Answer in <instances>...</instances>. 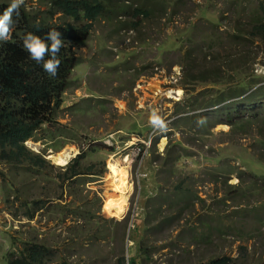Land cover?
<instances>
[{
	"label": "rangeland",
	"instance_id": "1",
	"mask_svg": "<svg viewBox=\"0 0 264 264\" xmlns=\"http://www.w3.org/2000/svg\"><path fill=\"white\" fill-rule=\"evenodd\" d=\"M41 1L24 0L21 7L33 12L44 10ZM205 1L210 0H141L142 6L145 3L149 8H157L153 19L133 20V23H140L138 29L132 32L143 53L141 58L131 57L130 60L135 63L134 68L147 64L154 73L152 76L145 74L136 79L135 87L140 84V88H144V93L140 95L125 88L120 98L119 91L132 85L134 77L131 78V74L135 73L129 71L132 68L129 62L117 64L116 71L115 64L108 66L100 59L102 54L99 37L106 32L105 28L99 27L85 43L71 47V54L76 59L83 57V61L71 76V86L65 94L66 102L57 114V131L53 132V127L50 131L45 128L36 137L50 132L54 134V138L43 141L30 139L25 144L36 154L47 156L50 152L57 154L68 147L75 148L77 153H81V150L88 152L94 148L93 143L102 142L96 144L98 151L84 165H95L100 171L104 164L106 170L102 177L83 176L77 178L72 185L67 182L61 187V179L57 177L63 172L60 169L63 166L57 165L48 156L47 159L54 168L47 167L40 174L48 179L33 175L22 168L0 163V264H7V255L20 253L25 247L24 241L32 240L38 235L39 240L54 253L52 258L55 263L63 258L74 264H114L121 255L128 258L135 254L137 248L131 246L130 240L128 243L130 224L123 235L124 242L118 240L116 243L112 240L119 229L116 223L123 221L110 217L103 209L106 201L115 192L108 173L109 164L113 162L110 157H114L116 162L127 168L128 164L125 166L123 163L125 153L121 145L127 141L136 142L139 137L132 133L141 131L143 138L148 136L157 121L161 123L163 120H174L176 113L192 99L188 91L177 100L178 96H169L168 92L163 93L160 88L161 92L156 96V91L149 89V86L159 83L158 78L161 75L165 82H169L167 76L181 66L178 63L187 52L194 53V58L198 56L199 63L204 59L205 53L209 55L213 52L221 62L228 55L237 54L235 49H230L236 46L234 38L231 37L234 31L231 29L235 28L237 22L249 20L252 11L257 8V2L264 0H211L210 10L215 16L211 13L208 15L210 22L201 19L200 3ZM8 2L10 0H0V3ZM103 24L110 28L107 23ZM130 41L131 38L128 37L125 43H112L117 44L115 47H125L124 51H127L133 47L129 45ZM252 49V54L243 57L239 64L237 62L223 68L224 76L220 83L214 86H198L194 94L198 95L201 90L212 88L206 93L207 101L219 98L229 90H240V96L227 100L239 102L242 108L264 106V102L257 99L259 94L252 99H255L254 103H243L258 88L264 87V44ZM252 59L254 62H250ZM156 68L160 70V74L156 73ZM90 92L93 95H89ZM182 95L183 93L179 98ZM263 112L264 107L248 132L237 134L233 139L227 135L231 132L229 127L212 128V123L220 114L216 116L211 112L205 113L208 120L201 114L191 117L186 123L175 121V134L168 138L173 156L167 160L178 156L180 151L182 158H194L191 161L196 166L194 173L189 168H181L180 163L178 169L171 164L161 169L163 159L159 157L158 148L153 150L149 159L158 162L157 181L161 183V188L154 197H149L143 211L145 228L148 229L140 234L148 253L153 255L148 260L141 257L140 264H186L183 261L186 255L194 264L208 263L223 256L237 258L242 246L247 247L244 264H264V221L256 222L251 218L256 212L262 211L264 219V179L255 175L261 174L259 169L264 168H254L256 165L264 166V162L259 160L260 154L264 152V138L261 134L264 132ZM196 118L199 125L193 129L189 122ZM170 127L174 130L172 123L164 127L166 134H169ZM181 127L187 128L184 133L180 131ZM121 138L125 141H121ZM189 138L194 145L188 142ZM54 139H62L64 142L58 151L50 147L56 144ZM166 142L165 140V144ZM230 143L247 149L256 165L248 169L241 161L230 157L231 151L237 152L236 148L226 150L227 146H232ZM104 146L116 147L117 153L111 155ZM104 151L106 153H102ZM220 155L224 157L221 158ZM150 181L143 182V187L150 185ZM180 185L183 190L189 189L192 195V204L186 209L180 207L189 205L188 200L184 199V202L176 204L177 198L184 197L176 192ZM160 192L163 193L162 196H159ZM34 199L51 204V212L43 213L40 210L34 220L28 221L20 206L25 201ZM133 203L134 201L131 204ZM83 204L95 217L92 219L89 241L88 236L84 240H78L68 229L72 224V213ZM150 207L157 208L158 211L154 212ZM83 210L84 207L79 212ZM63 217L66 219L61 222ZM124 221H129V218ZM97 231L105 240L100 241L94 237ZM248 232L255 236L247 234Z\"/></svg>",
	"mask_w": 264,
	"mask_h": 264
},
{
	"label": "trees",
	"instance_id": "2",
	"mask_svg": "<svg viewBox=\"0 0 264 264\" xmlns=\"http://www.w3.org/2000/svg\"><path fill=\"white\" fill-rule=\"evenodd\" d=\"M42 3L47 7L46 10L37 11L33 14L27 13L24 8H20L15 20L12 38L8 42L0 43V162L38 175L42 174L47 167L54 168V166L28 149L25 142L42 132L46 126H48L49 131L52 130L51 127L55 128L53 132L57 131L56 116L65 103V93L71 86L72 67L77 64L73 56L64 55V53L68 51V48L71 52V47L74 45L80 46L84 42V38L91 33V29L96 22H100L101 19H112L116 15L127 12L128 9L123 3H119V0H42ZM257 3V8L252 11L250 19L237 22L234 34L231 36L235 40V48L240 50L238 55L230 54L224 62H221L220 58L212 52L209 55L205 53L201 63H198L196 59L192 61L190 58L186 62V66L192 64L187 66L183 85L188 87V92L191 95L196 92L198 86H214L220 83L224 76L223 68L225 66L234 65L237 62L239 64L243 57L252 54V48L264 44V1H258ZM145 5L143 3V9H135L132 17L143 21L153 19L156 9ZM58 13L62 14L59 22L55 18ZM64 15L70 21L63 20ZM139 26L140 23H133L131 27L138 29ZM50 29H56L63 40V46L57 55L61 66L58 68L55 77H49L43 71L41 65L31 60L28 53L22 48V38L27 32L44 37ZM235 48L230 49L234 50ZM45 59H48V57L46 56ZM229 59H231V62H229ZM78 61H80L79 58ZM251 61L254 62L253 59ZM151 68L150 65L143 67V70L133 75L134 78H132L136 80L143 73H148ZM208 90H212V88L201 90L197 96L192 98V110L212 108L228 101L227 98H236L242 94L240 90H229L219 98L206 101ZM255 92L243 102L245 105L254 103L255 99L253 101L252 99L257 94H259L257 99L264 102V87L258 88ZM263 107L242 108L241 104L239 105L236 102L226 104L218 110L222 118L215 119L213 123H225L238 131L247 133L250 126L259 118ZM261 134L264 138L263 131ZM53 135V133L48 132L42 134L37 140L51 139L54 138ZM262 143L264 144V140ZM57 145L53 147L59 150L62 146ZM92 147L94 148H91L88 152L82 151L67 167L61 169L63 172L57 177L61 179V187L66 182L74 183L80 176L103 175L105 171L104 164L103 169L100 171L95 165H84V162L88 158L94 157V154L98 151L95 146ZM243 149L245 148L242 147L240 150V153L242 152L241 159L245 165L249 166L252 162L251 154L247 152V149ZM261 159L264 160V153L261 154ZM41 176L48 179L47 176ZM159 187L160 185L152 180V188H150V193L147 194L155 195ZM176 190L182 194L188 192L189 198L192 197L189 189L182 190V186H178ZM148 195L143 199V208L147 203ZM178 202L180 203L182 200ZM22 207L25 209L24 215L28 219H33L36 212L40 210L50 213L52 208V206H47L46 201L38 199L26 201L22 204ZM185 207L187 208L188 205ZM76 213L77 211L73 214L76 215ZM82 214L84 216L92 215L87 207L84 208ZM262 217L263 214L260 213L254 218V221L262 222L264 221ZM60 221H65V218L63 220L61 218ZM135 223L136 228L131 230L130 239L137 250L135 254L129 257V264H140L139 259L143 256L145 260L151 257L140 234V231L144 230V233L148 228H145L144 220L143 222L136 220ZM116 224L121 232V236L115 234L116 238L119 242H124L123 235L127 228V221L117 222ZM100 234L97 231L94 237L99 238ZM248 234L255 236L252 232H248ZM203 239L206 238L203 237ZM122 248H124V243ZM243 250L245 248L241 250L244 256L245 252ZM23 251L22 254H19V258H11L9 264H54L52 258L54 253L38 237L25 242ZM57 264L74 263L63 260ZM114 264H126L125 256H119ZM210 264H230V261L228 262L227 258H220L211 261Z\"/></svg>",
	"mask_w": 264,
	"mask_h": 264
},
{
	"label": "clouds",
	"instance_id": "3",
	"mask_svg": "<svg viewBox=\"0 0 264 264\" xmlns=\"http://www.w3.org/2000/svg\"><path fill=\"white\" fill-rule=\"evenodd\" d=\"M177 1H179V0H177ZM190 1L194 2V0H190ZM23 3H24V0H10V2H8V3H0V43L8 42L12 38V35L14 32L15 20H16L17 15L19 14L20 8H22L21 5H23ZM119 3H123L128 8L127 12L116 15L112 19H101L100 22H96L94 24L93 28L91 29V33L88 34V36L84 38L85 40L83 43H85L87 41L88 37H92L93 33H95L99 27L105 28L106 32H103V34L99 37V47L101 49V54H102V57L100 59L103 60V62L106 65L108 64V66H110L111 64H115L114 68L116 71H117V68H116L117 64L123 65V64L129 62V64L132 66V68L129 71H131V73L137 74L138 72H141L143 70V67L147 66V64H145V65H142L141 67L134 68L135 63L130 60L131 57H135L136 59L141 58L142 53H143V49L138 47L139 43L135 40V38L133 36L132 31H135L137 29H133L131 27L133 24V20L135 19L132 17V13L135 9H138V8L143 9L142 3H141V0H119ZM211 3H212L211 0L208 2L205 1L204 3H202V2L200 3V4H202V6H201L202 9L200 12L202 21L210 22L208 20V15L210 13L213 14V12L210 10ZM41 4L43 5L42 1H41ZM170 5H168V7ZM43 6L45 7L44 10H46L47 7L45 5H43ZM153 8L156 9L157 6L153 7ZM24 9L27 13H30V14L37 12V11L33 12V10H26V8H24ZM44 10L39 9L38 11H44ZM155 13H156V10H155ZM60 17H62L61 13H58L55 15L57 22L60 21L59 20ZM63 20L70 21L69 18L65 17V15H64ZM103 23H107L110 28L106 27V25ZM231 30L234 31V28ZM121 32H123V33H121ZM128 37L131 38L129 45H132L133 47L129 48L127 51H124L125 47H121V48L115 47L117 44L112 43L113 41L125 43V41ZM62 46H63V40L61 39L60 33L56 29H50V31L44 37L35 35L32 32H27L22 38V48L28 53V56L31 60H33L37 64L41 65L43 71L46 72L49 75V77H55L57 75L58 68L61 66L60 65L61 62L57 59V55H58L60 49L62 48ZM212 49H213V47L211 48V50ZM69 50H70V48H68V51H66L64 53V55L73 56ZM235 50H236L237 55H238V53H240V50L237 51L238 50L237 48H235ZM214 55L216 56V54H214ZM46 56L48 57V59H45ZM60 57H62V56H60ZM189 58L192 61H193V59L198 60V56H196L194 58V53L189 54L187 52L185 54L183 60H180V62L178 63L181 66L176 65V66H178V69L172 70V72L169 73V75L167 76V79L169 82H165L164 77L162 75L158 78L159 83L157 82L156 84L159 85V88L163 91V93H167L169 91L181 90V91H183V96H184V92L188 91V87L187 86L185 87L183 85V80L185 79L186 69H187V66L189 65L188 64L186 66V62L189 60ZM80 59L81 60L78 61V58L76 59L74 57V60L77 62V64H76L77 66L75 65L72 67V70H71L72 76H73L75 69L81 64V61H83V57H80ZM208 60H210V58ZM87 63H89L88 60H87ZM86 67H89V65H87ZM170 70H171V68H170ZM156 73L157 74L161 73L158 68H156ZM135 74H131V76L133 77V75H135ZM145 74L148 76H152L154 73H153V70H150V71H148V73H143L142 75H145ZM142 75H140L139 78ZM135 82H136V80L133 79L132 85L126 86L122 90L119 91V93L121 94L120 98H122V94L125 92V90H124L125 88H127V90L128 89L134 90L133 93H135L136 95H137V92H138V95H140L141 93H144L143 92L144 88H140L141 87L140 84L138 85V87H135ZM147 82L149 83V81H147ZM152 86H154V85H152ZM89 95H93V94L89 93ZM174 96H175V94H174ZM195 96H197V95H195V94L191 95L192 98ZM65 102H66V100H65ZM234 102H237V101L228 100V101H226L222 104H219L215 107H212V108H205V109L194 111L191 109V106L193 103V101L191 99L190 103L185 105L186 107H183L182 110H180L178 113H176L175 117L176 116L177 117L174 120L173 119L168 120V121L163 120L161 123H159L157 121L156 125L153 127L154 130L151 131L150 134L144 138L141 135V131L133 132L132 135L139 137L138 139H136V142L127 141L126 143H123V145H121V147L124 148L123 152L125 153L123 163L125 166L128 164L126 169H127L128 176H129V182L133 185V194H132L130 206L127 210L125 217L122 218L123 222L127 217L129 218V221H127V227L130 224L128 227V234H129L128 243H129V240L131 241V239H130L131 228L132 227H134V229L136 228L135 221L140 220L143 222V220H144L145 216H143L144 215L143 211H145L147 203L145 205V208H143V199L145 197H147V195H148L147 193H150L149 190H150V188H152V180L156 181V183L160 185L159 188H161V183L159 181H157V180H159V170H158V166H157L158 162L151 161L149 159L153 155V150L158 148L159 157L163 159L164 164H161V166H160L161 169L166 167L168 164H171L172 167L178 169V164L180 163L181 168H185L186 170H188V168H189V171L194 173L193 170H195L196 163L191 161V159H193V160H195V159L192 157H189V156H185L184 158H182V156H181L182 152H180V151L178 152V156L173 157L170 161L167 160L168 158L173 156V154H171V152H170L172 149V145H171V142L168 143V138H169V136H173L175 134V132H174L176 129V127L174 125L175 121L181 120V121H185V123H186V122H188V120H190L191 117H194V116L197 117L201 114H203L205 119L208 120L209 118L207 117V115L205 113L211 112V113H214V115L218 116L220 114V112L218 111L219 109L223 108V106L226 104H230V103H234ZM237 103H239V102H237ZM160 104L161 103H159V105ZM63 105H62V107H63ZM239 105H240V103H239ZM58 112H60V110ZM220 118H222V117H220ZM57 119L58 118L56 116V120ZM156 119L158 120V118H156ZM210 120H212V119H210ZM57 123L59 125L58 121H57ZM171 123L173 125L172 128L174 130H172L170 127L169 131H168L169 134H166L164 132L165 131L164 127H166L167 125H169ZM189 124H191L193 126L192 127L193 129L197 128L199 125L197 118L195 120L190 121ZM212 124H213L212 128H216L217 126L229 127L231 132H230V134H227V135L228 136L230 135L231 139H233L237 134L244 133L243 131H238L237 129H234V128H232V126L225 124V123H218V124L212 123ZM45 128H48V126H46ZM185 129H187V128L181 127L180 131L181 132L183 131L182 133H184ZM119 130H123V129H119ZM39 133L35 137H31L30 139H36V141H39V140H37L39 137L36 138L39 135ZM206 137L208 138L209 135H207ZM30 139H28V140H30ZM51 139H53V138H51ZM163 139L167 141L164 146L162 145ZM43 140H46V139H43ZM43 140H40V141H43ZM61 140L62 139H59V140L54 139L53 142H55L58 145L63 146L62 144H64V142ZM120 140L125 141L124 138H121ZM60 142H61V144H59ZM188 142H191V145H194V143L190 140V138L188 139ZM100 143H102V142H100ZM100 143H93L92 146L96 147L97 146L96 144H100ZM56 144H54V145H56ZM230 144L232 146H230L229 148L227 146L226 150L228 151L230 149V151H231V148H236L237 152L231 151V154L229 156L235 160L241 161L243 163V165H245L243 160L241 159V156H240L242 154V152L240 153V150L242 147L241 146L240 147L233 146L232 143H230ZM179 145L181 146L182 144L179 143ZM25 146H26V144H25ZM53 146H50V147L55 149ZM104 147L109 152H111V155H115L117 153L116 147H113V146H104ZM28 149H30V148H28ZM49 150H51V149L49 148ZM243 150H245V149H243ZM31 151L33 152V150H31ZM56 151H58V150H56ZM82 151H84V150H81V152ZM102 153H106V151H104ZM248 153H250V152H248ZM37 154L49 162L48 159H50V158L47 159V156L49 157L50 154L55 155L56 153L50 152V153H48L47 156L44 154H39V153H37ZM79 154H81V153H77L73 158L75 159ZM179 156H181V157H179ZM219 157L223 158L224 156L220 155ZM251 157L253 160L254 158L252 155H251ZM73 158L69 162H67V164L65 166L60 167V169L67 167L74 160ZM110 158L113 159V162H116L114 160V157H110ZM259 160H262L261 156H260ZM196 161H198V160H196ZM262 161L264 162V160H262ZM1 164H4V163H1ZM255 165H256V163L252 161L249 166L245 165V167H247L248 169H251ZM256 166L260 167V168H264V166H261V165H256ZM104 167H105V165H104ZM105 170H106V168H105ZM109 172L110 171L108 168V173ZM31 174L35 175V173H31ZM36 175H38V174H36ZM255 175L257 178L264 179V173L255 174ZM39 176L42 177L41 175H39ZM85 176H89L92 178V177H102L103 175L102 176L85 175ZM80 177H83V176H80ZM149 180H151L150 181L151 184L147 185L146 188L143 187V182H148ZM136 183H137V185H136ZM70 185H72V184H70ZM180 186H182V185H180ZM157 192H159V189ZM176 192H178L179 194H182V193H180V191L176 190ZM162 195H163V193L160 192L159 196H162ZM183 195H184V197L177 198V200L178 201L182 200V202H184V199L188 200L189 201L188 206H191L192 200H191V198H189L188 192H186ZM150 196L151 195H148V199ZM154 196L155 195H153V197ZM34 200H36V199H34ZM59 200H62V198ZM133 201H134V203L131 204ZM147 202H148V200H147ZM182 202H180V203H182ZM178 203L179 202H177L176 204H178ZM22 204H21L20 208L24 210L23 216L26 217L24 215L25 209L22 207ZM83 205H85V204H83ZM131 205H132V208H131ZM47 206H51V204H48ZM185 206L180 207V208L186 209ZM159 207H161V206H159ZM84 208H86V205L84 206ZM150 208L152 209V207H150ZM79 209L77 210L76 215L73 214L74 212L72 213L73 214V217L71 218L72 224H71V226H69L68 229H69V231L73 232V234L75 235V237L78 240H84L88 236V241H89L91 239V236L89 233H90L91 226H92V219H95V217L93 216V214L84 216L82 214V212L81 213L79 212ZM152 210H154V212L158 211L157 208L152 209ZM38 212L39 211H37L36 213H38ZM104 212L107 214L106 211H104ZM43 213H44V211H43ZM128 213L130 214V217H129ZM260 213L263 214L262 211H258L251 218L254 219ZM34 218L33 219L27 218V219H28V221L29 220L32 221V220H34ZM63 218L66 219V217H63ZM134 229H132V230H134ZM126 230H127V228H126ZM116 233L119 236H121L120 229H118V231ZM38 237H39V235H38ZM96 239H99L100 241L105 240V238H102L101 234L99 235V238H96ZM112 240H114L116 243L118 241V239H116V237L115 238L112 237ZM11 241H13V239ZM25 242H27V241H24V246H25ZM131 243H132L131 246L134 247V243L132 241H131ZM13 245H14V242L12 243V246ZM127 248H129L128 245H127ZM242 248H245V250H243L244 252L247 249L246 246H242L240 248V255L237 258H232L231 256H223L222 258H227L228 262L230 261V264H244L245 263L244 261L246 260V254L247 253H245V255L243 256V254L241 253ZM23 250H21L20 253H18V254L13 253V254L7 255V264H9V261L11 258H13V259L19 258L20 257L19 254H22V252H24ZM11 255H12V257H11ZM152 255L153 254H151V256ZM217 259H220V258H217ZM213 260H216V259H213ZM213 260H211V261H213ZM61 261H63V258H61L60 261L58 260V262H61ZM139 261H140V259H139ZM183 261L186 264H194L193 261L188 260L187 255L183 258ZM53 263L57 264V263H55L54 260H53ZM126 264H129V257L126 258ZM202 264H210V261L208 263H202Z\"/></svg>",
	"mask_w": 264,
	"mask_h": 264
},
{
	"label": "bare ground",
	"instance_id": "4",
	"mask_svg": "<svg viewBox=\"0 0 264 264\" xmlns=\"http://www.w3.org/2000/svg\"><path fill=\"white\" fill-rule=\"evenodd\" d=\"M149 88L153 91H156V95L159 92V85L156 86L150 85ZM183 93L181 90L177 91H169L167 95L178 96L176 99L179 100V96ZM162 145H165V140L163 141ZM77 154V150L73 147H68L65 150L61 151L56 155H51L49 158L57 163L59 166H65L67 162H69L75 155ZM113 161V159L111 160ZM109 176L111 178L110 182L113 186L114 196L106 201L104 204V211L107 212L110 216L118 219H122L125 217L128 205L130 201L131 194L133 193V185L129 182V176L127 169L121 166L118 162H111L109 164Z\"/></svg>",
	"mask_w": 264,
	"mask_h": 264
},
{
	"label": "water",
	"instance_id": "5",
	"mask_svg": "<svg viewBox=\"0 0 264 264\" xmlns=\"http://www.w3.org/2000/svg\"><path fill=\"white\" fill-rule=\"evenodd\" d=\"M255 168H260V167H255ZM261 171V174L264 173V170L262 169H259Z\"/></svg>",
	"mask_w": 264,
	"mask_h": 264
}]
</instances>
